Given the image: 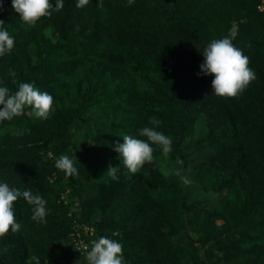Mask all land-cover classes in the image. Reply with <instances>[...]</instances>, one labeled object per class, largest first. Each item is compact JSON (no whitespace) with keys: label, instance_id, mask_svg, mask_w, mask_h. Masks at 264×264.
<instances>
[{"label":"trees","instance_id":"1","mask_svg":"<svg viewBox=\"0 0 264 264\" xmlns=\"http://www.w3.org/2000/svg\"><path fill=\"white\" fill-rule=\"evenodd\" d=\"M261 0H64L33 25L0 0V21L14 38L0 56V80L15 91L33 83L54 100L49 117L30 107L0 122V183L39 193L46 223L31 206L13 205L17 233L0 237V264H85L72 250L76 226L122 245L124 264H264V9ZM55 4V0H50ZM235 28V47L255 79L235 98L213 94V77L200 73L203 50ZM199 74V75H198ZM172 140L164 154L131 174L113 149L123 135L153 127ZM203 157L192 177L211 199L187 200L180 181L158 161L186 166L185 141ZM81 143L78 175L67 177L55 160ZM92 155L87 156L88 153ZM119 166L118 179L106 174ZM65 198L66 201H64ZM182 237V240L172 241ZM35 264V261H32Z\"/></svg>","mask_w":264,"mask_h":264},{"label":"clouds","instance_id":"2","mask_svg":"<svg viewBox=\"0 0 264 264\" xmlns=\"http://www.w3.org/2000/svg\"><path fill=\"white\" fill-rule=\"evenodd\" d=\"M89 0H78L76 7L83 8ZM133 0H128L129 6ZM103 6V0H98V6ZM11 7L18 14L20 20L28 25H33L41 18L48 17L55 10L59 12L64 7V0H12ZM4 24L0 21V26ZM233 28L230 34L209 42L202 53L203 63L200 65V73L213 77L211 87L213 94L222 98H235L242 93L256 78L254 71L249 67V59L243 52L234 46L233 39L236 36ZM14 47V38L6 29H0V56L10 53ZM198 74V75H199ZM9 76L13 77L12 83L16 90L12 91L0 80V122L10 121L14 117L23 114L25 107H30L35 117L47 119L54 103L53 97L46 91H41L33 83L18 82L16 73L9 70ZM149 123L153 127H142L138 130L139 137L123 135V143L117 142L114 151L119 154L120 162L131 174H136L153 159V147L157 145L164 154L171 151L172 140L163 132L157 131L161 121L155 117L150 118ZM77 159L70 158L66 154L60 155L55 160V168L64 172L67 177L77 176L78 169L74 166ZM119 166L109 164L106 174L113 180L118 179ZM187 182V181H186ZM23 198L31 206V219L38 223H46L48 214L47 201L39 194L31 190H19L9 187L6 183H0V237H4L11 231L17 233L21 224L17 223L13 205ZM122 245L116 240L101 236L91 241L90 250L83 258L85 264H124ZM40 264L37 257H31L28 264ZM81 264V260L78 262Z\"/></svg>","mask_w":264,"mask_h":264},{"label":"rangeland","instance_id":"3","mask_svg":"<svg viewBox=\"0 0 264 264\" xmlns=\"http://www.w3.org/2000/svg\"><path fill=\"white\" fill-rule=\"evenodd\" d=\"M264 9V0L260 1V6L258 7V10ZM202 129L200 125H196V127L191 131L190 136L185 141V149H186V167L184 168L183 164L178 161H172V160H159L158 167L160 168L161 172L165 176H169V174L174 175L181 183V186L184 191V195L186 196L187 200H194V199H211L214 201L217 196H215L212 193H205L200 190V188L197 186L195 180L192 177L191 168L194 165V163L198 160H200L203 155V149H199L194 145L195 139L201 135ZM84 149L82 148L81 143H77L75 148H71L70 154L68 155L70 158H73L75 160V157L77 161L80 159ZM92 155V153H88L87 156ZM187 181V182H186ZM64 201L65 198H63ZM183 238H177L172 239V241H179ZM74 250V248H71ZM184 264H188L187 262Z\"/></svg>","mask_w":264,"mask_h":264},{"label":"built area","instance_id":"4","mask_svg":"<svg viewBox=\"0 0 264 264\" xmlns=\"http://www.w3.org/2000/svg\"><path fill=\"white\" fill-rule=\"evenodd\" d=\"M81 235L91 236L92 230L86 226L74 227L73 232L69 236L71 240L70 243L72 244L74 251H76L80 256L85 257L87 254V251L90 250L91 243L85 242L84 239L81 237Z\"/></svg>","mask_w":264,"mask_h":264}]
</instances>
